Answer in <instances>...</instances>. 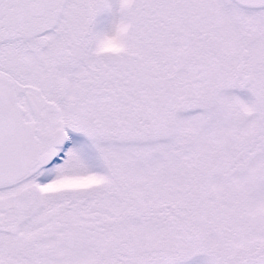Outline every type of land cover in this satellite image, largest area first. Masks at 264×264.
Segmentation results:
<instances>
[{
	"label": "snow or ice",
	"instance_id": "obj_1",
	"mask_svg": "<svg viewBox=\"0 0 264 264\" xmlns=\"http://www.w3.org/2000/svg\"><path fill=\"white\" fill-rule=\"evenodd\" d=\"M111 12L0 0V264H264V0Z\"/></svg>",
	"mask_w": 264,
	"mask_h": 264
},
{
	"label": "clouds",
	"instance_id": "obj_2",
	"mask_svg": "<svg viewBox=\"0 0 264 264\" xmlns=\"http://www.w3.org/2000/svg\"><path fill=\"white\" fill-rule=\"evenodd\" d=\"M127 25L122 24L96 37L98 54H118L126 44Z\"/></svg>",
	"mask_w": 264,
	"mask_h": 264
},
{
	"label": "rangeland",
	"instance_id": "obj_3",
	"mask_svg": "<svg viewBox=\"0 0 264 264\" xmlns=\"http://www.w3.org/2000/svg\"><path fill=\"white\" fill-rule=\"evenodd\" d=\"M112 4V12L111 13H103L98 18L100 21V26L103 24L110 25V23L116 18V10L118 8V0H110Z\"/></svg>",
	"mask_w": 264,
	"mask_h": 264
},
{
	"label": "flooded vegetation",
	"instance_id": "obj_4",
	"mask_svg": "<svg viewBox=\"0 0 264 264\" xmlns=\"http://www.w3.org/2000/svg\"><path fill=\"white\" fill-rule=\"evenodd\" d=\"M102 27H108V25H106V24H103V25H102Z\"/></svg>",
	"mask_w": 264,
	"mask_h": 264
}]
</instances>
